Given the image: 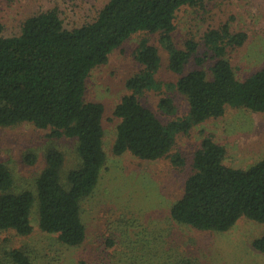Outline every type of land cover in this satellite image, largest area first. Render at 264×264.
<instances>
[{"label":"trees","instance_id":"trees-1","mask_svg":"<svg viewBox=\"0 0 264 264\" xmlns=\"http://www.w3.org/2000/svg\"><path fill=\"white\" fill-rule=\"evenodd\" d=\"M199 2L108 0L90 21L72 28L64 26L56 8H49L24 19L11 35H5L0 24V126L30 123L50 130V137L73 138L79 158L63 182L60 171L64 155L57 149L47 150L43 168L23 188L0 161V230L30 234L31 213L37 208L42 231L57 234L67 246L83 243L86 227L82 201L93 193L107 159L104 106L85 100L86 79L132 34L144 31L159 35V43L167 52L168 69L177 76L166 87L187 98L188 112L163 123L139 100V94L163 87L156 78L161 65L159 50L143 41L134 54L142 69L127 79L130 93L122 96L113 110L119 119L114 154L128 152L143 160L169 156L172 164L183 165L184 159L171 153L178 134L222 116L227 107L264 112V66L243 80L237 78L228 54L241 46L247 35L232 31L228 23L203 34V56L213 59L209 73L202 68L184 71L198 44L187 40L184 49L176 46L172 37L175 16L182 7ZM194 59L198 65L205 60L202 56ZM157 105L165 114L174 113L169 97H161ZM224 157L225 148L206 135L193 154L192 172L182 195L171 204L169 214L175 223L224 232L242 216L264 222V159L239 169L227 166ZM24 161L33 165L36 156L27 154ZM107 242L117 243L109 238ZM252 246L264 253V233L253 239ZM131 260L128 264L136 263ZM9 263L31 261L25 252L15 249L5 257L0 255V264Z\"/></svg>","mask_w":264,"mask_h":264},{"label":"rangeland","instance_id":"rangeland-1","mask_svg":"<svg viewBox=\"0 0 264 264\" xmlns=\"http://www.w3.org/2000/svg\"><path fill=\"white\" fill-rule=\"evenodd\" d=\"M108 0H0V24L5 35L15 34L27 17L56 8L64 26L72 28L90 21ZM228 23L232 31L246 33V41L231 49L228 58L237 78L243 80L264 66V0H200L185 6L175 16L173 41L180 49L187 40L197 42L194 56L185 72L202 68L209 73L213 59L205 55L203 34L209 28ZM158 48L161 65L156 74L163 85L159 91L139 94V100L167 123L188 112L187 98L166 84L177 76L168 69L167 52L156 33L137 32L114 49L105 63L95 66L86 79L85 100L103 104V147L107 159L93 193L82 201V220L86 237L79 246L62 244L55 233L42 231L38 212L31 213L33 230L19 235L14 230H0V255L19 249L31 264H264V253L252 246L253 239L264 233V222L240 217L227 231L198 230L175 223L169 214L171 204L183 193L184 182L192 172L194 152L209 135L225 148L224 163L247 169L264 159V112L227 107L225 113L178 134L172 154L184 159L183 165L172 164L169 156L143 160L130 153L112 151L119 119L113 115L122 96L129 94L126 81L142 69L135 59L140 44ZM205 60L198 65L194 58ZM161 97H169L173 114L158 108ZM50 130L30 123L0 126V161L12 171L18 187L31 184L44 166L49 149L64 155L61 180L78 165L76 140L50 137ZM33 153L36 162L24 161ZM115 236V237H112ZM107 238L116 245H107ZM10 264V263H9Z\"/></svg>","mask_w":264,"mask_h":264}]
</instances>
